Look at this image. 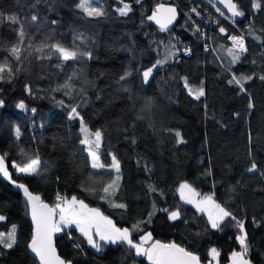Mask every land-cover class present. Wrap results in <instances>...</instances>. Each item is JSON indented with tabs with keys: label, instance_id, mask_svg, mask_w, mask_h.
Returning <instances> with one entry per match:
<instances>
[{
	"label": "trees",
	"instance_id": "16d2710c",
	"mask_svg": "<svg viewBox=\"0 0 264 264\" xmlns=\"http://www.w3.org/2000/svg\"><path fill=\"white\" fill-rule=\"evenodd\" d=\"M78 2L42 0L33 8L35 0H0V12L5 15L16 14L22 19L39 15L34 43L59 41L92 52V59L69 61L63 71L54 67L55 57L51 61H39L33 53L11 83L0 82V99L4 101L0 107V153H8L13 180L25 183L50 204L57 193L76 195L103 210L120 227H131L146 219L153 210V201L157 209L179 207L180 220L169 221L165 213L157 211L150 224L141 225L143 231L151 232L161 242L181 244L197 253L204 264L209 249L215 246L221 251V264H227L230 252L238 250L236 230L230 222L223 225L222 231L210 230L206 215L180 200L177 188L187 181L202 195L215 193L216 199L226 201L237 217H246L252 264H264V177L246 171L250 148L252 159L264 171V82L258 78L249 81L245 84L247 93H238L236 86L228 84L230 58L225 49L231 44L217 27H212L208 38L213 46L205 51L202 35L195 32L192 24L195 21L203 30L204 14L201 10H197L199 16L191 13L196 5L189 0H140L139 4L124 0L132 7L127 16L116 11L123 6L120 0H99L96 4L105 11L100 17H87L76 7ZM158 3L172 4L179 11L180 20L168 34L160 33L147 22V16ZM238 3L245 16L232 25L224 22L229 34L240 31L247 35L246 25L250 20L257 29L264 28V10L253 16L251 0H238ZM12 27L7 23L0 25V59L9 54L16 42ZM34 27L29 24L28 30L31 32ZM78 35L83 43L74 40ZM172 37L176 38L172 42L177 47L191 48L192 54L184 55L180 51L168 64L154 71L149 84H145L140 72L162 58L160 42L167 44ZM246 46L248 53L231 71L237 75L264 74L260 45L247 35ZM253 59L257 61L255 65L251 63ZM73 70L79 72L74 99L48 90L62 83L65 73L71 74ZM125 71L132 75L120 82L121 88L116 81ZM185 76L192 86L203 82L205 96L201 100L188 95L180 79ZM25 83L33 85L34 95L25 92ZM37 87L44 90L35 91ZM81 90L87 97V103L79 109L81 114L90 128L104 131L101 152L114 153L121 162L123 181L116 199L127 203V210L112 208L100 199L101 182H106L109 176L89 179L92 170L86 167V154L78 143L79 122L70 121L68 109L57 103L60 99L66 103L81 102ZM249 94L254 105L251 109ZM21 100L29 110L36 108V114L18 109L16 104ZM15 125L22 133L18 141L14 136ZM166 129L180 131L186 143L177 145ZM20 148L29 154L38 152L41 160L47 162V170L41 176H21L11 168L12 161L21 159ZM103 160L110 162V157L104 155ZM145 164L150 171H145ZM209 168L211 176L205 175ZM148 184L162 190L163 197L150 195L146 190ZM233 186L235 192L230 191ZM0 214L6 217L0 221V231H7L12 224L18 226V244L12 250L0 252V264H37L26 248L32 222L25 201L1 179ZM253 217L259 226L253 223ZM140 234L134 232V238L138 239ZM56 244L59 255L73 264H149L147 258L134 257L123 244L103 245L97 253L74 227L57 233Z\"/></svg>",
	"mask_w": 264,
	"mask_h": 264
},
{
	"label": "snow or ice",
	"instance_id": "6c2138e0",
	"mask_svg": "<svg viewBox=\"0 0 264 264\" xmlns=\"http://www.w3.org/2000/svg\"><path fill=\"white\" fill-rule=\"evenodd\" d=\"M42 0H35L32 5L35 8L40 4ZM122 7L116 9L121 16H127L132 11V7L129 3H125L124 0H120ZM135 3L139 4L140 0H135ZM218 4L223 5L230 16L226 17L231 19L232 23H236V18L244 17L245 12L240 8L238 0H217ZM76 7L80 9L87 17H100L105 15V11L102 7L98 6L95 0H79ZM216 12L220 16H225V12L221 8L216 7ZM251 10L253 16L264 10L262 0H251ZM195 15L199 16L200 13L195 7L190 10ZM177 8L158 3L151 15L147 16L149 21L155 22L161 31H169L170 25L177 19ZM191 19V17H189ZM38 14H32L30 19H22L19 15L10 14L5 15L0 12V25L7 23L12 27V31L15 33L16 42L13 43L9 49V54L3 59H0V82L11 83L21 71L24 61L28 57L36 54L35 59L39 61L49 60L54 57L57 63L55 68L63 71L67 62H76L82 58L92 59V52L87 50H81L79 46L73 44V46H66L59 41L54 43H48L47 40L34 43V32L39 30ZM56 23L55 20L52 21ZM218 31L220 34L227 37L231 42L230 47H226L228 60V71L230 78L228 84L234 85L238 89V93H247L245 84L252 81L254 78H258L261 82H264V74L257 75L255 72L252 74H239L231 71L232 66L240 63L245 54L248 53V47L246 46L245 33L229 34L228 30L220 25L219 21H216ZM34 25L35 27L30 32L28 25ZM196 33H201L202 29L200 25L192 21ZM247 35L252 36L261 48V53H264V28L257 29L252 20L246 25ZM206 35V34H205ZM75 39H80L83 43L81 36H76ZM172 37L167 44L163 41L160 42L162 46V58H159L150 67L140 72L141 78L145 84L149 83L150 78H153L154 71H158L161 67L168 64L173 60L180 51H183L184 55H191V48H179L175 40ZM208 45H205V51H208ZM23 51V55H22ZM253 65L257 63L255 59L251 61ZM43 67V66H42ZM132 75L131 72L125 71L119 76L116 81L123 85L122 81H127L128 77ZM41 79L45 77H39ZM79 79V72L73 70L71 74L65 73V78L62 83H58L55 87L48 89L51 92H61L64 96L69 97L70 100L74 99L73 92L76 88L75 81ZM184 88L187 90L189 96L194 100H201L205 96V89L202 86H192L189 84L188 77H181ZM24 90L28 95H34V88L31 83H25ZM44 89L37 87L35 91H43ZM125 91L127 89H124ZM81 102L66 103L65 100L60 99L57 101L62 107L68 109V119L77 120L79 122V132L81 137L78 139L79 145L83 146L80 150L84 152L86 167L92 171L88 173L89 179L94 178L97 175H108L109 179L106 182H101L100 191L102 195L100 199L106 200L110 207L120 210H127L128 205L125 202H120L116 199L118 192L122 187L123 173L121 168V162L114 153H103L101 147L104 140V131L102 129H95L89 127L85 120V116L81 114L80 110L84 104L87 103V97L81 90ZM100 97H97L99 99ZM55 99V97H54ZM4 101L0 99V107H3ZM16 107L21 110L30 111L33 115L36 114L37 109H28V106L23 100L16 104ZM254 105L251 101L249 94L248 108H253ZM207 108V104H205ZM239 115V113H234ZM41 124L39 127H43ZM127 131V129H125ZM169 135H172L177 145L184 144L182 134L178 130L166 129ZM21 129L18 125L14 126V136L18 141L21 138ZM249 141L251 143V134H249ZM131 142L136 143L135 138H132ZM19 153L21 159L19 161H12L11 168L16 174L27 177H39L44 171L47 170V162L42 161L39 153L29 154L25 149L20 148ZM104 155L110 157V162H106L102 159ZM8 153L0 154V174L3 177L11 180V172L7 164ZM139 163V161H138ZM145 171H150L147 164L144 165ZM248 173L259 174L264 177V171H261L258 164L252 159L251 148L249 149V166L246 168ZM205 175L211 176L212 171L209 168ZM59 179V178H57ZM18 189L22 190L23 198L25 200L26 207L32 222V232L30 239L26 245L28 252L37 261V264H73L72 260L62 258L56 250L54 244V237L57 233L64 232L65 229L75 228L90 245L97 252L102 251L103 245L107 244H123L126 245L127 250L134 255V257H146L149 264H202L201 257L188 250L186 247L181 246L175 241H169L167 243L161 242L153 238L151 232L143 231L141 225L150 224L153 216L157 211L166 214L169 221H177L182 218L180 208L170 209L168 207L156 208L155 201L152 202L153 210L149 211L146 219H142L131 227H118L116 223L99 208H91L85 203L83 199H79L76 195L68 197L67 195H61L57 193L54 203H46L39 194L33 193L25 183L11 181ZM239 183V181L237 182ZM147 192L151 194H158L163 197L162 190H159L157 186L153 184L147 185ZM180 196V200L185 204H190L196 208L200 213L206 214L207 225L210 230L222 231L223 225L226 222H230L232 227L236 230L235 242L238 245V250L233 249L228 256V264H252L250 258L251 246L248 239V233L246 230V217H237L230 209L228 203L218 201L215 197V193L201 194L187 181L181 182L177 188ZM230 191L235 192L233 186ZM6 217L0 214V221H5ZM187 223V221H185ZM253 223L259 226V222L253 217ZM141 233L138 239L134 238L133 233ZM69 239H72L71 232H68ZM18 244V226L12 224L7 231H0V252L4 250H12ZM76 248H80L79 244L74 245ZM221 251L215 246L211 247L208 251L207 264H220Z\"/></svg>",
	"mask_w": 264,
	"mask_h": 264
},
{
	"label": "built area",
	"instance_id": "2783aa9c",
	"mask_svg": "<svg viewBox=\"0 0 264 264\" xmlns=\"http://www.w3.org/2000/svg\"><path fill=\"white\" fill-rule=\"evenodd\" d=\"M189 2L192 3L193 5H196V9L198 11L201 10L202 14H204L203 24H204L205 28L201 32L202 43H203L204 47H205V45H208L209 49H211L213 45L211 43V40L208 38L209 37L208 31L212 27H217V29H218L216 21L218 20L220 25H223V26H224V22L229 23L231 25L233 23L229 19L226 18L227 17L226 14H225V16H220V14L218 12H216L215 9L217 6L214 4V2H211V0L210 1L209 0H189ZM204 5L206 6V8L203 7ZM240 33L241 32L239 31L238 34H240ZM245 37L247 39L246 33H245ZM228 42L231 44V42L229 40H228Z\"/></svg>",
	"mask_w": 264,
	"mask_h": 264
},
{
	"label": "water",
	"instance_id": "95a60500",
	"mask_svg": "<svg viewBox=\"0 0 264 264\" xmlns=\"http://www.w3.org/2000/svg\"><path fill=\"white\" fill-rule=\"evenodd\" d=\"M210 1V0H209ZM211 2H214V4L217 6V7H219V8H221V10L222 11H224L225 12V14L227 15V17L228 16H230V14L227 12V9L223 6V5H221V4H218L217 3V0H211ZM168 4V3H167ZM168 5H172V4H168ZM172 6H174V5H172ZM175 7V6H174ZM177 12H178V16H177V19L174 21V23L172 24V25H170V30L169 31H161L160 29H159V26L155 23V22H153V21H149L148 19H147V22L151 25V26H153L156 30H158L160 33H162V34H168V32H171L172 30H174V28L177 26V24H178V21L180 20V15H179V11H178V9H177ZM230 21H231V19H229ZM242 20V17H239V18H236V22H240ZM232 22V21H231ZM1 154V153H0ZM7 164H8V161H7ZM9 166V165H8ZM10 171V170H9ZM0 179L2 180V182L4 183H6V185L12 190V191H14V192H17V193H20L21 194V196H22V198H23V193H22V190H20V189H18L11 181L13 180V177H12V172H11V180H9L8 178H5V177H3L2 176V174H0ZM16 181V180H15ZM42 198V197H41ZM23 200H24V198H23ZM25 201V200H24ZM47 203V202H46ZM48 204H50L49 202H48ZM56 238H57V234L55 235V237H54V244H55V247H56V250H57V244H56ZM57 253H58V250H57ZM59 254V253H58ZM31 255V254H30ZM32 256V255H31ZM33 257V256H32ZM62 257V256H61ZM63 258V257H62ZM37 262V261H36ZM202 264H204L203 262H202ZM220 264H221V260H220ZM228 264V263H227Z\"/></svg>",
	"mask_w": 264,
	"mask_h": 264
},
{
	"label": "rangeland",
	"instance_id": "374dc122",
	"mask_svg": "<svg viewBox=\"0 0 264 264\" xmlns=\"http://www.w3.org/2000/svg\"><path fill=\"white\" fill-rule=\"evenodd\" d=\"M99 0H95V2L97 3ZM151 79V78H150ZM151 81V80H150ZM149 81V82H150ZM149 83H147V85H148ZM101 150H102V147H101ZM102 159H103V157H102ZM86 204H88L87 202H85ZM89 205V204H88ZM89 207H91V208H98V207H95V206H92V205H89ZM100 209V208H99ZM196 209V208H195ZM101 212H103V210H100ZM197 211V210H196ZM198 212V211H197ZM104 213V212H103ZM105 214V213H104ZM204 214V213H203ZM106 215V214H105ZM206 215V214H205ZM114 221V220H113ZM115 222V221H114ZM116 223V222H115ZM117 225V224H116ZM118 226V225H117ZM74 227V226H73ZM118 227H120V226H118ZM124 227V226H123ZM152 236H153V234H152ZM154 238V237H153ZM112 245H117V244H112ZM91 247V246H90ZM92 248V247H91ZM93 249V248H92ZM95 250V249H94ZM96 251V250H95ZM97 252V251H96ZM97 253H99V252H97ZM140 258H145L146 259V257H140Z\"/></svg>",
	"mask_w": 264,
	"mask_h": 264
},
{
	"label": "crops",
	"instance_id": "0c3cea01",
	"mask_svg": "<svg viewBox=\"0 0 264 264\" xmlns=\"http://www.w3.org/2000/svg\"><path fill=\"white\" fill-rule=\"evenodd\" d=\"M195 208V207H194Z\"/></svg>",
	"mask_w": 264,
	"mask_h": 264
}]
</instances>
